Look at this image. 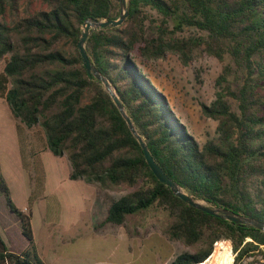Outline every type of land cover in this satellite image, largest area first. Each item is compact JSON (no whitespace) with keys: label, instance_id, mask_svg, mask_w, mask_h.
I'll return each mask as SVG.
<instances>
[{"label":"trees","instance_id":"1","mask_svg":"<svg viewBox=\"0 0 264 264\" xmlns=\"http://www.w3.org/2000/svg\"><path fill=\"white\" fill-rule=\"evenodd\" d=\"M0 0V94L13 115L40 127L46 147L67 156L70 178L129 191L113 200L105 224L163 210L172 240L195 251L169 264H201L217 241L230 240L233 264L261 252L264 231L209 214L176 196L154 174L144 151L78 49L89 18H116L120 0ZM129 15L87 39L91 60L112 81L153 156L185 190L214 206L264 222V0H128ZM66 46H68L66 48ZM177 55L189 65L204 56L222 62L216 96L203 113L217 122L201 144L141 65ZM0 191L21 223L27 245L11 251L0 229V264H45L32 211L15 205L0 167ZM264 264V262H262Z\"/></svg>","mask_w":264,"mask_h":264},{"label":"rangeland","instance_id":"2","mask_svg":"<svg viewBox=\"0 0 264 264\" xmlns=\"http://www.w3.org/2000/svg\"><path fill=\"white\" fill-rule=\"evenodd\" d=\"M26 3L27 0H21V10L24 9ZM31 7L33 10H38L45 8L46 5L42 0H32ZM118 10L120 14V2ZM5 63V58L0 60V72L3 71ZM222 65V62L216 57L209 55H204L186 65L173 53H169L165 58L150 61L144 66L141 65L158 89L165 93L171 107L189 132L201 144L216 135L217 122L203 113L201 103L209 104L215 98L216 79L222 72ZM22 124L19 119L9 113L6 107L1 106L0 167L6 182L13 190L12 199L16 206L23 205V193L27 192L28 188L31 189L30 202L34 211L33 229L38 238L46 242L50 229L53 227L51 220H59L65 212L63 194L52 187L51 164L59 162L61 166L55 175L57 178L63 176L66 178L68 174L67 160L55 157L49 149L41 151V148L32 142L31 138L23 139L21 126H25V128L27 126ZM33 130L46 148L42 129L37 126ZM46 178L49 182L44 187ZM66 181L67 179L64 180L65 183ZM101 189L108 203L129 191L123 186ZM0 198V204L9 210L5 196L1 191ZM97 219H101V216H97ZM168 220L167 213L163 210L148 209L142 214L130 215L127 224L123 225L126 228L123 227L124 236L121 237L123 249L117 254L115 251L112 252L113 237L108 234L110 227L102 229L98 233L94 228H85V233L88 234L82 237L62 236L63 230L60 228L58 234L54 227V231L57 233L56 240L59 242L58 254L60 257L64 256L65 260L70 262L69 264H169L178 254L185 251L193 252L195 247L185 245L178 240H172L164 234L163 228L167 225ZM132 231L134 233H131ZM116 239L119 242V236H116ZM46 247L45 255L51 246ZM209 258L220 259L218 264H233L235 253L231 241H217ZM262 262H264L263 250L243 259L239 264H262ZM201 264H205V262Z\"/></svg>","mask_w":264,"mask_h":264},{"label":"crops","instance_id":"3","mask_svg":"<svg viewBox=\"0 0 264 264\" xmlns=\"http://www.w3.org/2000/svg\"><path fill=\"white\" fill-rule=\"evenodd\" d=\"M6 107L10 114L13 115L8 101L6 100L4 94H0V108ZM18 119V118H17ZM20 121V120H19ZM21 122V121H20ZM22 123V122H21ZM22 125H25L24 123ZM22 127V135L24 138H31L32 142L37 144L41 151L48 150V148L44 147L40 142V137L36 135L35 127ZM21 129V128H20ZM19 129V130H20ZM54 155V154H53ZM57 158H62L67 160L68 165V174L63 177L57 178L55 173L60 168L61 164L59 162H53L51 164L50 170L52 171L51 183H53V189L57 190L61 194H63V199L65 200V212L59 220H51V229L48 237L46 238V242L42 239H39L36 231H34V238L37 247V251L41 259L45 262V264H69L63 257L59 256V242L56 240V232L54 231V227L57 229V232L62 231V236H77L82 237L85 234V228L93 229L95 232H100L102 229L110 227V231L108 234H111L113 237L111 246L112 252L120 253L123 249V245L121 243V237L124 236V226L123 225H115V224H105L102 226H98L100 222H102L108 211V207L110 203H108L105 199V194L103 190L97 185L93 183H88L83 179H71V164L67 158V156H56ZM67 179L66 183L64 180ZM48 179H45L44 187L48 184ZM62 187V188H60ZM11 189V188H10ZM12 190V189H11ZM13 194V190L11 191V195ZM66 194V196H64ZM62 196V195H61ZM31 198L32 192L31 189L28 188L27 192L23 193L22 204L19 208H21L24 212L32 211L34 214L33 207L31 206ZM1 199V198H0ZM1 201V200H0ZM112 202V201H111ZM97 216H101V219H97ZM97 220V223H96ZM118 227V228H116ZM124 227V228H123ZM0 229L2 234L4 235V239L11 251L20 252L22 251L26 245L27 240L22 233L20 219L13 213L10 212L6 207L0 204ZM126 229V228H125ZM135 231V230H134ZM132 231L131 233H134ZM59 234V232H58ZM59 236V235H57ZM116 236H119V242L116 239ZM59 240V239H58ZM54 244L56 245L54 247ZM50 245L51 248L49 251L45 253L46 246ZM82 255L80 254V257ZM61 258V259H60ZM60 260V261H59Z\"/></svg>","mask_w":264,"mask_h":264},{"label":"water","instance_id":"4","mask_svg":"<svg viewBox=\"0 0 264 264\" xmlns=\"http://www.w3.org/2000/svg\"><path fill=\"white\" fill-rule=\"evenodd\" d=\"M129 15L128 9V0H120V14L117 18H94L89 17L87 18L82 24V34L80 40L78 42V49L80 51L83 64L87 70V72L93 75L95 78L100 80L104 85L105 89L111 95L113 101L115 102L116 106L120 110L121 114L125 118L130 130L134 134V136L139 141L143 151L145 158L150 165V168L154 172V174L165 183L167 186L171 188L173 193L183 199L188 204L193 205L194 207L203 210L209 214L215 215L220 218L227 219L229 221L252 225L262 231H264V222L257 220L253 217L246 216L240 213L235 212L230 208H225L221 206H214L208 203L204 198L196 197L190 193H188L185 188H183L176 180H174L165 170L164 168L157 162L155 157L153 156L145 138L140 134L137 130L135 122L129 115L124 103L122 102L116 87L112 83V81L97 67V65L91 60L87 49H86V42L90 34L99 29L105 27H116L122 25L126 18Z\"/></svg>","mask_w":264,"mask_h":264},{"label":"bare ground","instance_id":"5","mask_svg":"<svg viewBox=\"0 0 264 264\" xmlns=\"http://www.w3.org/2000/svg\"><path fill=\"white\" fill-rule=\"evenodd\" d=\"M218 261H220V259H216V260H212V258H208L206 261H205V264L209 263V264H218Z\"/></svg>","mask_w":264,"mask_h":264},{"label":"built area","instance_id":"6","mask_svg":"<svg viewBox=\"0 0 264 264\" xmlns=\"http://www.w3.org/2000/svg\"><path fill=\"white\" fill-rule=\"evenodd\" d=\"M262 250L264 251V245H261Z\"/></svg>","mask_w":264,"mask_h":264}]
</instances>
